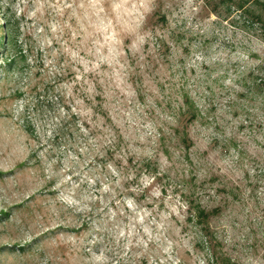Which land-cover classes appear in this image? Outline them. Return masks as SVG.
<instances>
[{"label":"rangeland","instance_id":"rangeland-1","mask_svg":"<svg viewBox=\"0 0 264 264\" xmlns=\"http://www.w3.org/2000/svg\"><path fill=\"white\" fill-rule=\"evenodd\" d=\"M18 3L0 0V264H218L192 201L223 206L220 254L264 264V0H149L99 70L81 0ZM64 106L111 120L139 166L102 159L112 136L58 140Z\"/></svg>","mask_w":264,"mask_h":264},{"label":"trees","instance_id":"trees-1","mask_svg":"<svg viewBox=\"0 0 264 264\" xmlns=\"http://www.w3.org/2000/svg\"><path fill=\"white\" fill-rule=\"evenodd\" d=\"M5 24L6 22H4V25ZM63 109L64 111H66V118L61 122L62 129L59 134V137H57L58 140H60V136H62L70 139L72 143H74L73 140H75V136H77L81 141H83V143H85L88 138H85L84 132L89 131L91 132L90 135L92 136V138H99L101 136L105 139V137L108 138L109 136H112L110 142L107 144L106 150L104 151L105 156L102 159L104 161L107 160L111 162H116V165L118 166L125 161H127L128 166L131 168H136L139 166V164L135 163V158L133 156L130 158H125L123 160L117 159L118 152H120V150L123 148V138L117 137L113 133L114 131H116V127L111 120L107 121L109 125L104 124L102 126H94V128H92L91 124L86 121V118L79 115L78 113H73V110H70L68 106H64ZM104 139L100 140L98 142V145H101L103 141L105 142ZM80 149H82V147ZM70 151L72 152V150ZM256 160L261 161L263 164L262 169L259 170L261 173L257 174L256 176H253V178L256 179L258 183L256 185L251 186L252 188H254L255 192H258L259 189H264V154L257 156ZM240 164H242V162L241 160L239 161L238 157L236 161V166H239ZM139 169L141 170V168ZM147 170L151 173H154L149 167H147ZM245 179H251L250 172L246 173ZM230 194L234 198V202H241L243 200V193L240 188L232 189L230 191ZM262 194L264 195V193ZM253 197H257L256 194ZM190 204L191 207L188 211L190 213L193 212L194 214H190L191 216H189L188 218V223H191L194 226L200 228L201 232L203 233V236L205 237V241L207 242L210 250L212 251L213 259L218 264H238L237 262L233 261L229 256L219 253V249L223 248L224 244L221 240V237L219 236V233L217 232V229L213 227V222L216 218L221 217L223 206L208 209L202 203H199L194 206L195 202L192 201Z\"/></svg>","mask_w":264,"mask_h":264},{"label":"clouds","instance_id":"clouds-1","mask_svg":"<svg viewBox=\"0 0 264 264\" xmlns=\"http://www.w3.org/2000/svg\"><path fill=\"white\" fill-rule=\"evenodd\" d=\"M42 2L34 0L37 4ZM147 2L149 0H81L79 7L84 9L83 19L87 21L84 30L92 39L95 56L93 67L96 70L103 63H108L110 68L113 67V61L119 63L115 50L121 44L120 34L129 25L139 26L136 21ZM19 4L27 6L28 0H19L18 14L22 11Z\"/></svg>","mask_w":264,"mask_h":264}]
</instances>
